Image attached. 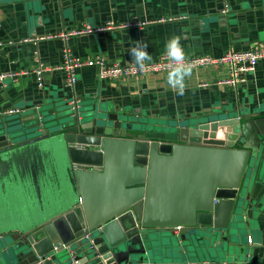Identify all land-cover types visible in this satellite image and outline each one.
Here are the masks:
<instances>
[{"label":"water","instance_id":"1","mask_svg":"<svg viewBox=\"0 0 264 264\" xmlns=\"http://www.w3.org/2000/svg\"><path fill=\"white\" fill-rule=\"evenodd\" d=\"M32 111L0 130V183L28 203L51 199L25 220L4 217L0 264H146L160 229L178 253L208 250L237 231L264 170V117L155 116L104 102L47 124Z\"/></svg>","mask_w":264,"mask_h":264},{"label":"crops","instance_id":"2","mask_svg":"<svg viewBox=\"0 0 264 264\" xmlns=\"http://www.w3.org/2000/svg\"><path fill=\"white\" fill-rule=\"evenodd\" d=\"M224 3L229 4V11L221 13ZM136 18L146 23L141 27L71 35L66 41L56 37L36 44L1 47L0 73L9 70L22 73L15 80H6L5 86L0 82V111L10 107L29 110L49 103L50 112L58 100L69 97L63 72L46 70L42 87L38 86L34 72L37 60L48 67L59 64L64 46L83 59L101 56L107 62L130 63L128 49L132 41L146 42V50L155 60L165 49V41L174 34L181 36L186 57L219 56L227 50H244L264 42V0H2L0 41L59 34L85 24L97 26L108 20L129 22ZM166 73L100 80L95 67L83 65L77 70L75 90L80 101L97 97L101 104L109 102L122 111L145 115L188 117L224 112L227 116L237 113L251 115L250 118L264 117V59L256 64L244 83L235 87L219 83L228 75L222 65L193 68L183 96L168 88ZM203 82L207 85H201ZM52 118L47 124H51ZM233 144L232 147L241 148L237 142ZM46 165L44 162L43 166ZM7 184L0 183V223L5 216L25 220L33 209L51 199L42 195L39 200L40 194H34L33 201L28 203L24 193ZM241 214L247 222L253 220V226H244L246 231L241 241L232 240L237 235L233 228L226 230V234H232L221 257L211 254L201 264H264V170ZM160 231L159 253L146 264H198L191 258L186 263L180 262L173 245L177 239ZM248 235L251 243L247 242Z\"/></svg>","mask_w":264,"mask_h":264},{"label":"built area","instance_id":"3","mask_svg":"<svg viewBox=\"0 0 264 264\" xmlns=\"http://www.w3.org/2000/svg\"><path fill=\"white\" fill-rule=\"evenodd\" d=\"M229 11V4L224 3L221 13H226ZM146 23L145 20H139L136 18L129 22H115L113 20H108L101 25H90L85 24L83 27L70 30L68 32H63L59 34H47L43 36L36 37H23L19 39H7L0 41V48L4 45L11 44H22V43H32L40 40L53 39L56 37H61L65 41L71 35L79 34H89L97 33L110 29L116 28H126L130 26L141 27ZM1 28V24H0ZM61 62L54 66H45L40 60H37L36 68L34 72L36 73L38 86H43V76L46 70H59L63 72L65 76V86L69 89L70 95L68 97V104L74 111L73 115L77 113L79 107V101L76 94V85L78 82L77 70L83 66H93L97 70L98 78L100 80L115 79V78H126L129 76H139L148 73H155L160 71H167L168 69V58L165 53V49L159 54L158 58L152 60L151 62H145L146 67L143 70L138 69L132 62L121 63L118 61L107 62L105 58L101 56H94L90 58L83 59L71 52V50L64 46L61 50ZM188 61L191 62L193 68L201 66H218L222 65L227 68L228 75L221 80L219 83L225 84L231 87H235L239 84L244 83L247 80V75L254 71L256 64L264 59V42H258L254 46H251L244 50H227L219 56H212L209 54H195L187 57ZM20 71H6L0 73V82L3 86L6 85V80H15ZM201 85L206 86L207 83L203 82ZM40 106H34L33 109L38 110ZM26 108L10 107L0 111L1 115L24 113ZM41 119V115H38ZM216 201V199L214 200ZM85 237H89V233L85 234ZM251 241V237H248ZM75 262V260H74Z\"/></svg>","mask_w":264,"mask_h":264},{"label":"clouds","instance_id":"4","mask_svg":"<svg viewBox=\"0 0 264 264\" xmlns=\"http://www.w3.org/2000/svg\"><path fill=\"white\" fill-rule=\"evenodd\" d=\"M180 35H172L165 41V53L168 58L166 84L176 95L183 96L187 88L186 80L192 76L193 65L188 61L184 47L180 43ZM148 44L142 40L132 41L128 51L132 57V63L138 69L146 67L145 62L153 60L152 55L146 50Z\"/></svg>","mask_w":264,"mask_h":264},{"label":"rangeland","instance_id":"5","mask_svg":"<svg viewBox=\"0 0 264 264\" xmlns=\"http://www.w3.org/2000/svg\"><path fill=\"white\" fill-rule=\"evenodd\" d=\"M93 100H96L95 103L93 102ZM68 98H61V100H58V102L56 103L57 105H55L54 107V112L53 113H48V104H42L40 106V108L36 111V113H41L42 117L44 119H49L50 117H54L57 116L60 112H64L65 114L68 115V118H70L72 116V114L74 113V111L71 109V107L68 104ZM102 105L101 103H99V100L97 99V97H93V98H89V100H85V99H81V101L79 102V107H78V111L79 114L84 115V113L86 112V110H88L91 107H95V109H98V106ZM29 110H33L32 108ZM28 109L25 111H29ZM31 113H33V111H30ZM19 116V113L16 114H8V115H1L0 116V130L3 127L4 122H7L8 124H12V123H16L15 122V117ZM19 124V123H17ZM233 226H237V235H233L232 236V240L235 241H241V236L243 235V233L246 231L244 226H253V220H249V222H247V219L243 218V215L240 214L238 216V221L232 223ZM225 234L224 236H226V229H224ZM218 240H219V244L214 245V247L210 246L208 250L206 249H202L201 251L199 250L197 253H185V252H181V253H175V256H179V261L180 262H187L188 258H191L192 260H194V262H198V264H201L202 260L204 258H206V260H208L211 257V254L214 255H218L219 257H221L222 255V251L224 250V248H227V243L222 242V238L221 236L218 234L216 235ZM224 241V240H223ZM207 241L204 240L201 245L203 246L204 243H206ZM203 248V247H202ZM210 261V260H209Z\"/></svg>","mask_w":264,"mask_h":264}]
</instances>
